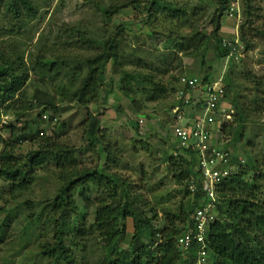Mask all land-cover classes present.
Here are the masks:
<instances>
[{
    "label": "trees",
    "instance_id": "obj_1",
    "mask_svg": "<svg viewBox=\"0 0 264 264\" xmlns=\"http://www.w3.org/2000/svg\"><path fill=\"white\" fill-rule=\"evenodd\" d=\"M34 2L35 0H0V14L19 24L35 13ZM200 2V8L208 16L205 24L211 26V30L197 31L186 40L181 37L179 40L182 42L170 47L168 55L175 58L179 54L182 59H184L183 55L186 58L200 56L198 68L200 78L197 74L196 76L202 86L222 79L223 103L228 110L232 111L233 121L224 120L220 123L217 134L215 133L216 138L215 134L212 137V145L222 151L231 152L234 166L236 167L237 164L239 166L215 186L216 221L208 227L205 242L206 264H264V188L259 187V184L264 181V160L260 163L252 150L256 146L259 147L264 158V76L248 71H235V63L243 62L245 66L243 58L224 65L233 47L240 46L242 54L253 52L255 41L264 40V29L257 27L253 21L254 11L258 10L256 0H200ZM236 2L241 3L244 22L238 29V43L235 45L231 42L229 47L226 41L231 39L224 40L220 33L223 20L227 19L226 15L230 7ZM204 4L209 5L210 10L215 9L211 12ZM137 8L146 12L147 15L152 11L155 14L166 11L168 17L188 20L184 11L182 16H177L178 9L168 0L145 2L126 0L111 4L107 8L96 7L105 19L106 31L112 19L122 10H137ZM194 9L196 10V7ZM261 23H264V20ZM122 29L119 25L112 36L101 34L95 38L89 37V32L79 26L63 28L59 39H64L63 42L60 41L64 49L58 50L53 56L54 58L66 57L61 61L65 66H61L56 59H53V56L49 57V55H46V59L41 63V66L45 68L44 75L57 77L61 75L62 69V72L68 75L67 83H57V87L50 88L53 90L52 95L35 91L31 99H27L22 89L29 80V70H25L23 68L25 66L20 62L7 61L10 55L4 57L0 55V114L12 115L15 124H18V126L11 124L5 127L9 137L0 141L2 145L0 147V185L7 186L11 202L18 201L17 198L21 195H28L22 203L29 208L24 220L25 230H21L22 235L27 234L30 229H36L35 225L39 223L38 216L45 213L48 216L47 225L41 223L40 226L45 232V237L48 236V231L52 230V232L50 240H45L40 246L39 253L43 259L52 264L65 262L74 264L77 242L67 241V239L73 235L76 240L77 234L82 238L95 235L102 242L104 258L101 264H195L196 254L201 245L192 243L183 255L178 252L176 244L178 238L193 227L191 216L198 208L204 206L208 199L206 200L205 192L201 189V183L199 184L198 154L190 149L179 147L176 140L170 143L172 139L169 133L173 129L172 122L176 119V115L173 114L175 107L185 111L182 113L184 117L193 111L200 113L203 101L195 103L194 97H191L183 108L181 100L184 96L195 95L196 91L190 94L191 88L180 85L178 77H171V82L168 83L156 77V73L160 76L170 71L167 55L161 54L156 57L143 53L142 49L134 50L129 55L125 54L117 40ZM211 43L214 60L224 61L221 76L217 78H214L213 66L209 65L208 69L204 70L206 66L204 54L209 50ZM66 49L87 50L89 55L86 58L76 55L71 57L69 55L74 51L67 55L62 54ZM40 58L43 59V57ZM39 62L35 65H39ZM108 65L112 74L121 76L117 91L130 104L131 112L135 115L131 124L135 128L138 139L150 135V131L144 135L140 132L141 127L137 120L138 110H140L138 106L160 101L156 111L158 115H155L156 119H154L155 125L161 130L157 135L161 141L169 142L173 152L165 153V156L159 160L164 165L166 173L170 174L173 182L178 185V192L183 200L175 213L165 214L167 217L158 227H154L151 223L156 222L157 215L153 213L149 217L150 212L145 214L140 211L139 202L142 197L128 192V184L120 182L115 175L101 168L86 170L84 167H79L74 149L63 146L58 141L64 132V125L58 122L53 124L56 121L54 115L59 109L55 106L56 101L75 102L81 107L89 105L98 107L101 104V107L105 109L107 104L101 98V93L104 92L102 89L106 85ZM129 66L134 70L128 71L126 68ZM188 71H184L188 77H195L194 74L187 73ZM40 80L43 82L42 78ZM176 84L177 87H175ZM179 89H182L179 93L183 95L181 100L176 95ZM240 89L246 95H241ZM163 106L164 110L158 111V108ZM49 112L54 114L49 116L47 127L40 130L32 132L28 123L29 119L22 121L25 114H28L27 116L31 114L29 116L31 118L36 114L37 121L43 125V116ZM115 112H122L121 107L115 106ZM98 114L102 113L98 112ZM148 117L142 118L152 121V119L148 120ZM98 118L99 115L91 113L87 117L85 136L89 142L88 149L90 152L92 150L97 159L104 162L106 166L116 167V158L112 155V149L107 141L108 136L105 129H100ZM149 123L150 128L152 125ZM51 126L53 128L50 132H46ZM25 142L36 144L38 148L27 153L20 165L21 159L14 152L19 144ZM134 142L136 144L135 140ZM138 142L143 147L142 152L145 151L144 153L151 156L150 151L144 150L145 147L148 148V143L144 142V139H139ZM238 147H241L240 149H243L241 152L247 156L245 159L244 155L242 158L239 154L244 160L243 164L239 163L237 155L235 156ZM46 166L53 167L57 174L56 179L61 186L51 201L44 196L43 203L40 198L39 204L43 208L39 212H32L35 202L31 200V197L29 199L32 185L35 183L36 175ZM155 172L156 168L153 167L151 175ZM141 176L145 178V172L141 173ZM163 179L159 180L158 185L163 184ZM192 180L198 185L195 193H191L188 188ZM79 203L86 208L94 209L90 223H84V219H78ZM13 211L9 213L5 206H0V216L5 214L0 222V236L11 227L10 221H13L15 216ZM126 220L132 221L133 231L129 244L124 249L119 247V243L125 234L122 221Z\"/></svg>",
    "mask_w": 264,
    "mask_h": 264
},
{
    "label": "rangeland",
    "instance_id": "obj_2",
    "mask_svg": "<svg viewBox=\"0 0 264 264\" xmlns=\"http://www.w3.org/2000/svg\"><path fill=\"white\" fill-rule=\"evenodd\" d=\"M119 1L124 2L126 0H35V13L26 17L25 21L19 24L10 21L9 17L0 14V55L3 57L10 55L7 61L20 62L25 66L23 67L25 70H29V80L22 89L24 95H27V99H31L35 91L52 95L53 90L50 88L53 86L57 87V83L63 84L68 82V75L62 72L63 69L60 70L61 75L59 74L60 76L58 75L57 77L56 75H44L45 68L41 66V63L46 59V55L50 57L58 50L64 49L63 44L60 42H63L64 39H59L60 32L63 28L74 26H79L88 31L89 37L92 36L97 38L101 34H109L112 36L114 30L120 25L123 29L122 33L117 36V40L125 54L129 55L134 50L138 51V49H142L144 50L143 53L156 57L161 54L167 55L170 61V64L168 63L170 71L160 76L159 73H156V77L168 83L171 82L170 78L173 76L178 78L187 77L184 71L189 70L190 72L188 71L187 73H190V75L194 74L199 80L200 74L198 73V68L200 56L186 58L183 55L184 59H182L179 54H177L175 58L168 54L170 47L179 45V42H182L179 40L181 37H184V40H186L187 38L190 39L197 31L204 32L205 30L209 32L211 30L212 27L206 26L205 24L208 20V16L207 13H204L203 9L200 8V0H168L173 7L178 9L179 12L176 13L177 16H182L184 11L185 16L188 17L187 21L179 20L178 17H168L166 11L158 14L152 11L148 16L147 13L141 11L140 8H137V10L124 9L112 19L108 26L109 29L106 31L105 19H103L102 14L96 7L107 8L109 5L118 3ZM141 1L145 2L147 0ZM255 4L258 10L254 11L255 17L253 21H255L257 27L263 30L264 23L261 22L264 20V0H256ZM204 5L210 10L209 5ZM194 7H196V10ZM239 7L241 19L238 29H240V26L244 22L241 3H239ZM213 10L210 11L212 12ZM234 27L235 24H233V22L227 19L223 20L220 34L224 37V40H234ZM57 44L58 46H56ZM208 49L207 53L204 54L206 62L204 70L208 69L207 67H209V65L213 66L214 78H217V76H221V69L225 65V62L214 60L212 55V43ZM78 50L79 49H66L62 54L65 53L67 55L69 52L72 53L74 51L69 56L74 57L76 55L84 58L88 57L89 52L87 50ZM241 55L242 57L239 60L243 58L245 66H243V62L239 64L237 62L234 67L235 71H248L264 76V40L257 39L255 41L254 51L249 54L241 53ZM40 57H43V59ZM150 57L152 58L153 56ZM65 58H54L53 56V59H56L61 66H65V64L61 63L62 59ZM67 58L70 57L67 56ZM38 62L39 65H35ZM126 69L128 71L134 70L131 66ZM106 70V85H104L102 89L104 92L101 93V98H103L108 105L105 106V109L101 107L100 101L102 100L99 101L100 105H98V107L94 105L81 107L75 102L63 103L56 101L57 103L55 106L59 109L56 110V114L54 115L56 121H54L53 124L58 122L64 125V132L58 141L63 146L74 149L79 167H84L86 170L101 168L115 175L120 182L126 185L128 184V192L138 194L142 197V200L139 202L141 207L140 211L145 214L150 212L148 215L149 217H151L153 213L157 215L156 222L153 221L151 223L154 227H158L163 223L162 221L164 218L167 217L165 214L175 213L178 205L183 200L182 195L178 192V185L173 182L170 174L168 175L166 173L164 165H162L159 160V158L165 156V153L168 154L173 152V149L169 146V142L174 143L176 139L172 138L171 133H169V136L172 140L167 143L158 138L157 134H160L161 130L155 125L154 119H156L155 115H158L156 111L157 107L160 106V101L143 103V106H138V108L140 107L137 114L139 117L137 119L138 125L141 127L140 132L142 135L146 134L148 131H150V135L140 137L139 139H144V142L148 143V148L145 147L144 150L147 149L152 155L148 156V154L144 153L145 151L142 152L143 147L139 144V139L135 134V128H133L131 124V120L135 118V115L131 112L130 104L117 91L118 80L121 76L119 74H112L109 65ZM44 76L45 78H43ZM40 78H42L43 82ZM175 87H177V84ZM181 90L182 89H179L177 91V97H179ZM194 91L195 90L191 89L190 94ZM240 91L241 95H246L241 89ZM17 95L20 94L17 93ZM169 95H171V93ZM189 97H196L199 101H203L204 99V96L201 95V93L199 94L198 91H196L195 95H189ZM115 106L121 107L122 112H115ZM158 109V111L164 110V106ZM98 112L102 114L100 115ZM90 113L96 116L99 115L98 120L101 127L100 129H105L104 131H106L108 136L107 141L113 152L112 155L116 158V167L110 165L106 166L104 162L97 159L92 150L90 152V149H88L89 142L87 141L85 132L87 129V117ZM52 114L54 113L49 112L44 115L45 119L43 120V125L37 121L35 117L36 114L32 118L29 117L31 114L29 116L25 114V118H23L22 121L29 119L30 122L28 123L33 132L47 127L49 124L48 118ZM1 115H3V113L0 114V116ZM198 115L199 113L197 114V112L194 113L193 111L188 116L181 117V119L184 123H190ZM224 115H226V119L233 121V117L229 113L225 112ZM144 116H149L148 120L152 119V121L144 120V118H142ZM7 117H9L7 125L14 124V126H18V124H15L12 115H7ZM139 121H141V123ZM221 122L222 118L217 117L216 124L220 125ZM148 123L152 125V127L149 128ZM179 125H182V123H179ZM5 126L3 127L2 123H0L1 139H8L9 137V134L5 131ZM22 126L23 124L21 127ZM52 128L53 126L49 127L46 132L49 133ZM164 137H166V135ZM0 147H2L1 143ZM37 148L36 144L30 142L19 144L14 153L21 159L19 161L20 165H22L25 155ZM240 148L241 147L237 148L238 152L235 154V156L237 155L236 158L238 159L240 154L241 157L244 155L246 159V154L244 152L242 153L241 151L243 149ZM258 148L259 147L256 146L252 150L253 154L256 155V158L261 163L264 158L262 156V151H259ZM230 150L232 151V149ZM153 167L156 168V172L154 175H151ZM143 172H145V178L141 176ZM56 176L57 174L53 167L47 166L43 167L36 175V180L32 185L29 196V199L31 197V200H35L32 212H39L43 208L40 207L41 205L39 204L40 198H42L44 203L45 198L51 201L53 197H55L61 186ZM161 178H164L162 180L163 184L158 185ZM259 187L264 188V181L259 184ZM7 191L6 185H0V195L2 196L0 206H5L9 213L14 210L13 214L15 216L13 217L14 220L10 221L12 222L10 223L11 227L6 230V233L0 236V264H52V262L43 259L39 253L40 246L45 240H50V234L52 232V230L48 231V236L45 237V232L41 230L42 228L40 225L41 223L47 225L48 216L45 215L46 213L38 216L39 223H36V229H30V231H27V234L22 235L21 230H25L24 226H26L24 220L29 212V208L23 206L22 203L28 198V195H21L20 198H17L18 201L11 202ZM44 196L45 198H43ZM118 202L119 201H117V203ZM79 209L80 214L78 219H84V223H90L94 209L92 207L86 208L80 203ZM83 215H85V217ZM4 216L5 214L0 216V222ZM172 220L174 219L172 218ZM122 224L125 227V234L119 243V247L125 249L132 237V221H122ZM76 236H78L76 240L73 235L69 236L67 239V241L77 242V248L76 251H74V264H101L104 258L102 242L95 235H87L85 238H82L78 234ZM64 264L67 263L65 262Z\"/></svg>",
    "mask_w": 264,
    "mask_h": 264
},
{
    "label": "built area",
    "instance_id": "obj_3",
    "mask_svg": "<svg viewBox=\"0 0 264 264\" xmlns=\"http://www.w3.org/2000/svg\"><path fill=\"white\" fill-rule=\"evenodd\" d=\"M227 20H230L235 24L234 27V40L231 42L235 45L237 40V29L240 23L241 14L239 4L230 7L226 15ZM231 42L227 45L230 47ZM242 48L240 46L233 47L225 59V66L228 62H237L241 58ZM180 84L195 91L200 90L201 95L204 96L203 106L201 114L192 122L189 126L174 125L172 135L179 144V147L184 149H190L198 154L199 164V184L201 183V189L205 192L206 201L205 205L198 208L191 216L192 228H189L182 237L178 238L176 247L178 252L184 253L189 249L192 243L200 244L201 247L196 254L195 264H206V250L205 242L208 235V227L216 221L215 211V186L226 179L235 169L232 159V153L217 149L212 145L213 132L216 129V118H222V121L226 119L225 112L231 115L232 111L226 109L223 103V87L222 79H217L205 86L200 85V81L196 77H181ZM201 87V88H200ZM181 92V91H180ZM183 95L179 94L178 99L181 100ZM189 95H185L182 99V107L188 104ZM195 103H199V99L194 97ZM181 110L179 107L173 109V114L177 115V118H181ZM43 119L45 117L43 116ZM9 117L5 115L0 116V123L3 127H7V121ZM141 123V121H139ZM1 141V138H0ZM1 143V142H0ZM239 163L243 164L242 160L238 156ZM239 167V166H238ZM197 183L191 181L189 190L191 193H195L197 190Z\"/></svg>",
    "mask_w": 264,
    "mask_h": 264
},
{
    "label": "clouds",
    "instance_id": "obj_4",
    "mask_svg": "<svg viewBox=\"0 0 264 264\" xmlns=\"http://www.w3.org/2000/svg\"><path fill=\"white\" fill-rule=\"evenodd\" d=\"M201 86H202V85H201ZM201 112H202V111H201ZM201 112L199 113V115L201 114ZM182 113H185V111L183 110ZM182 113H181V115H180L181 117H182ZM190 113H191V112H190ZM190 113H189V114H190ZM199 115H198V116H199ZM196 118H197V117H196ZM196 118H195V119H196ZM195 119H194V120H195ZM194 120H192L190 123H186V122L184 123L183 120H182L181 118L178 119V118H177V115H176V119H175L174 122H173V127H174V125H176V124L179 125V123H182V125H180V126H189V125L192 124V122H193ZM221 123H222V122H221ZM185 124H188V125H185ZM13 125H14V124H13ZM218 127H219V125H216V126H215L216 129H215L214 132H213V136H214V134L217 132ZM172 130H173V129H171V135H172ZM170 138H171V137H170ZM172 138H174L173 135H172ZM172 138H171V139H172Z\"/></svg>",
    "mask_w": 264,
    "mask_h": 264
},
{
    "label": "crops",
    "instance_id": "obj_5",
    "mask_svg": "<svg viewBox=\"0 0 264 264\" xmlns=\"http://www.w3.org/2000/svg\"><path fill=\"white\" fill-rule=\"evenodd\" d=\"M230 21V20H229ZM232 22V21H231ZM230 23V22H229ZM199 94H200V90H198Z\"/></svg>",
    "mask_w": 264,
    "mask_h": 264
}]
</instances>
